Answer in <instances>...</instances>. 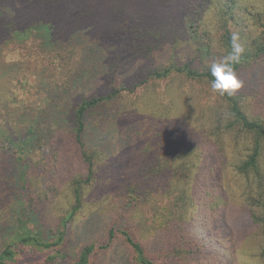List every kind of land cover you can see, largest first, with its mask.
I'll list each match as a JSON object with an SVG mask.
<instances>
[{
	"label": "rangeland",
	"instance_id": "obj_1",
	"mask_svg": "<svg viewBox=\"0 0 264 264\" xmlns=\"http://www.w3.org/2000/svg\"><path fill=\"white\" fill-rule=\"evenodd\" d=\"M173 3L176 7L171 10L172 13L165 12L164 15H167L164 17L173 18L176 8L181 10L180 16L189 12L191 20L188 16H178L177 20L178 23L183 22V25L191 26L190 60L191 65L200 71L210 68L213 62L225 55L222 41L223 35L228 31H224L222 26H226L231 34L239 33L245 47L250 46L252 39L262 31L257 19L259 14L264 15V0H176ZM131 8L129 4L125 10ZM158 13L163 16L161 11ZM131 14L126 21L129 27L136 23ZM155 19L156 14L150 13L143 21L139 19L137 28L140 27L146 32L148 28L155 26ZM195 35L197 36L193 37ZM99 37L100 34H96L84 38V42L99 43ZM183 40L185 43L187 38L183 37L182 43ZM156 42L159 41H154V45L151 44V47L146 49L137 40L136 50L146 51L148 56L143 57V53H137L134 57L130 52L123 57L133 60L127 64L126 70H138L139 79L134 82L141 83L147 78V85L137 92H122L119 100L114 102L112 112H109L107 106V109L102 108L89 115L85 140L88 143L87 148L92 147L90 151L95 156L96 179L90 183L83 181V208L68 223V227L65 229L64 219L74 206L73 182L78 179L85 180L88 175L87 163L69 138L63 141L65 147L61 146L62 143L60 146L55 144L51 149L46 144L41 147L29 162L30 168H27V176L22 181H19L18 174L15 173L14 161L7 159L8 170L4 171L0 183L2 190H5L1 199L7 204L18 200L19 205L32 211L33 217L35 215V227L44 231V239L55 240L67 230L65 243L60 247L65 259L60 264L75 263L84 246L91 242L102 246L109 244L106 249H96L91 264H136L133 261L132 249L121 234L122 230L128 231L142 243L153 260L159 258L162 250L169 251L171 255L173 246L177 245L169 264H184L186 261L177 258V250L182 249L185 242L191 246V223L193 226L196 221L205 220L201 213H195V209L191 207L184 209L180 205L171 207L172 210H169L170 207H166V210H161L160 207L159 210L150 205L138 204L145 200L143 191L149 189L148 184L157 186L163 185L162 182L167 183V175L164 174L154 179L153 175L146 177L142 172L140 180L145 182L141 184V191L136 192L141 200L139 198L132 203L133 198L128 192L138 165L155 166L153 159L156 154L159 156L170 153L172 148L182 153V141L187 137L191 142H194L193 138L205 137L207 141L201 147L203 152L209 149H217L216 151L220 152L218 172L211 174L213 165L206 159L204 165L196 168L194 179L196 177V180L200 181L206 178L209 187L190 186V183L187 188L191 193L197 189L201 192L204 200L201 210L207 218L223 225L222 232L225 236L221 238V242L231 251L232 257L213 259V253L206 251L207 256L197 260L195 264H264V229L254 225L250 216L251 209L261 215L257 204L262 199V193L239 171V167L251 155L253 147L259 141L262 144L259 167L264 174V137L250 133L237 122L228 102L211 91L208 80H185L176 73L160 80L150 79L149 73L160 65H167L180 48L177 45H172L171 48ZM125 46L127 44L120 40L111 45L106 40L102 50L99 43L101 50L95 54L92 62H101L100 66L109 65L117 54H124ZM76 47V50L84 49L79 44H76ZM201 47L207 49L204 50L207 55H202L199 50ZM184 51L183 49L182 53ZM187 54L189 52L185 51L179 56L186 57ZM237 72L244 86L235 96L238 97L243 112L251 120L264 122V54L260 59L242 66ZM102 73L96 76H101L102 82L96 83L91 79L89 85L81 84L84 88L76 90L84 91L86 96L93 95L94 90L107 91L108 71ZM45 76L49 79L50 73ZM36 83L31 81L26 90L19 91L20 100L24 103L32 102L33 84L35 92L39 89L46 94L49 87L40 88V84ZM36 102L38 100L35 99ZM122 103L124 105H121ZM66 106L69 110L70 106ZM71 110L68 117L59 124L62 126L65 121L64 125H68L65 129L69 131L66 135L69 136L75 134L73 120L71 125L67 121L72 119ZM127 110L129 114L125 113ZM105 111L106 115L103 113ZM41 137L42 135H39L35 140ZM177 183L185 184L179 179H176L174 185ZM165 189L167 187L164 186L162 190L154 192L151 203L157 200H174L164 195ZM111 226L118 228L113 241L108 237ZM201 229L204 233L209 230L206 225ZM173 238L178 241L172 242ZM186 249L188 251V248ZM48 254L46 251L35 252L24 248L15 264H47Z\"/></svg>",
	"mask_w": 264,
	"mask_h": 264
},
{
	"label": "trees",
	"instance_id": "obj_2",
	"mask_svg": "<svg viewBox=\"0 0 264 264\" xmlns=\"http://www.w3.org/2000/svg\"><path fill=\"white\" fill-rule=\"evenodd\" d=\"M174 1L176 0H28L27 2L0 0V183H2L4 171L8 170V167L6 169V165L9 166L6 163L7 159L14 161L15 173L18 174L19 181H22L27 176V168H30L29 162L41 147L46 144L51 149L55 144L58 146L63 144L66 138L72 140L74 148L78 149L77 151L81 153L87 163L88 175L85 180L78 179L73 182L75 183L74 206L68 217L64 219L65 229L83 208V181L90 183L96 179L95 156L90 151L92 147L87 148L88 143L85 140L90 113L102 108L107 109V106L109 112H112L113 104L119 100L122 92H137L147 85V78L141 81L142 84L134 82L139 79L138 70L136 69L134 72L126 70L128 69L127 64L133 60L131 58L123 59L130 52L134 54V57L137 53L139 55L143 53L141 54L143 57L148 54L146 51L136 50V41H140L142 47L146 49L150 48L151 44L154 45V41H159L156 43H163L171 48L172 45L180 47L177 54L170 58V62H167V65H160L149 73L150 79L160 80L175 73L185 80L206 79L211 82L213 79L210 68L207 67L200 71L199 68H194L191 65V26L183 25V22L178 23L177 19L181 10L176 8L173 18L166 19L164 17L167 15H164L165 12H171L176 7ZM129 4L132 6L131 10H125L126 5ZM158 11H161L163 16ZM150 13L156 14L155 26L144 32L142 28H137V25H139V19L143 21ZM184 13L185 15L180 17L188 16L191 20L189 12ZM130 14L136 23L129 27V23L126 21ZM257 20L262 31L252 39L250 46L245 47L246 52L240 64L236 65V70H240L242 66L244 67L251 61L260 59L264 54V15L259 14ZM222 29L228 31L223 35L224 40L222 41L226 55L231 50V33L226 26H222ZM96 34H100L99 43L102 50L106 40L110 42V45L118 40L125 42L127 46H125L124 54H117L114 61L106 66H100L101 62H92L95 54L101 49H99V43L84 42V38ZM183 37L187 38L185 43L184 40L182 43ZM76 44L84 49L76 50ZM159 47L158 45L157 48L159 49ZM183 49L189 52L186 57L179 56L185 52L182 53ZM199 50L202 55L206 54L204 50L207 49L204 47ZM119 51L120 49L118 53ZM142 67L141 65L140 68ZM106 71H108L106 77H109L107 91L98 90L95 92L94 90L93 95L86 96L84 91L76 90L83 87L81 84H88L91 79H94L96 83L102 82V77L96 76L102 75V72ZM47 73L48 75L50 73L49 79L45 76ZM31 81L37 82L36 85L40 84V88L49 87V90L45 92L46 94L39 89L35 92V84H33L31 86L34 88L33 100L30 103H24L23 100H20L19 91L26 90ZM128 86L131 87L128 88ZM71 87H73L72 91ZM79 91H81L80 94H76ZM222 98L228 102L232 114L244 129L250 133H256L259 137H264V122L249 119L243 112L237 96L225 95ZM35 99L38 102L35 103ZM66 105L70 106L69 110L72 108V119L67 120L70 125L73 120L75 134L72 133V136L66 135L69 131L65 129L68 126L64 125L65 121L62 123L64 128L59 126L61 121L69 115ZM106 111L103 112L104 115H106ZM125 113L129 114V111L127 110ZM39 135L42 137L35 140ZM193 139L194 142H191L189 137L184 142L182 141L181 146L184 150L182 153L176 152L172 148L170 153L167 152L159 156L156 154V159L155 157L153 159L156 163L155 166H151V164H149L150 167L138 165L128 192V195L133 198L132 203H134L140 198L136 192L141 191V184L145 182L140 180L142 172L146 177L153 175L154 179L164 174L167 175V183L162 182L163 185L157 186L152 183L148 184L149 189L143 191V194L146 195L144 196L145 200L138 204L150 205L157 209L161 207V210H166V207H170L169 210H172L171 207L175 208L180 205L184 209L191 207L195 209V213H201L205 220H198L193 226L191 223V246H188L184 241L182 249L177 250V258L180 257L179 260L186 261L184 264H195L197 260H202L206 251L213 253V259L232 257L231 251L221 242V238L225 236L222 232L223 225L207 218V215L201 210L203 209L202 201H204L200 195L201 192L197 189L191 193L187 188L190 183V186L205 187L206 185L209 187L206 178L200 181H197L196 177L194 179L196 168L204 165L206 159H209L213 165L211 174L215 175L218 172L221 159L220 152L216 151L217 149L203 152L201 147L205 145L206 138L196 137ZM61 146L65 147L64 144ZM261 156L262 144L257 141L251 155L239 167V171L262 193V199L257 204L261 215L251 209L250 216L254 225L264 229V174L261 173L259 167ZM176 179L184 181L185 184L174 185ZM164 186L167 187L163 191L164 195L174 200L168 202H158L157 200L151 203L152 197L155 196L154 192L162 190ZM7 191L9 192L8 189ZM2 194L5 195V190H2L0 184V264L18 262V256L24 248L32 249L35 252H49L46 258L47 264L63 262L65 256L62 255L60 247L65 243L67 230L55 240L53 238H51L52 240L44 239V231L37 230L35 227L33 212L25 206L19 205L18 200L7 204L1 199ZM10 205L12 206L10 207ZM163 205L165 206L162 207ZM205 225L209 229L206 230V233L201 229ZM117 229L115 226H111L108 233L110 241L116 238ZM121 234L132 249L133 261L136 264H169L170 258L178 247L177 245L173 246L171 255L169 251L162 250L159 258L153 260L147 254L144 245L128 231L122 230ZM205 234L211 236H205ZM176 241L178 240L172 239V242L176 243ZM97 245L100 244L91 242L84 246L80 255L78 254V259L76 258L77 261L72 264H91L96 249L103 250L109 246V244L106 246ZM185 247L188 248V251Z\"/></svg>",
	"mask_w": 264,
	"mask_h": 264
},
{
	"label": "clouds",
	"instance_id": "obj_3",
	"mask_svg": "<svg viewBox=\"0 0 264 264\" xmlns=\"http://www.w3.org/2000/svg\"><path fill=\"white\" fill-rule=\"evenodd\" d=\"M230 43L231 50L210 66L213 78L210 82V89L220 96L235 95L244 86V82L239 78L236 65L240 64L246 48L237 32L231 34Z\"/></svg>",
	"mask_w": 264,
	"mask_h": 264
}]
</instances>
